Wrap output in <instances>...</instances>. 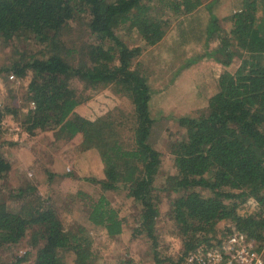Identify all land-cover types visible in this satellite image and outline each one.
<instances>
[{"label": "trees", "instance_id": "trees-1", "mask_svg": "<svg viewBox=\"0 0 264 264\" xmlns=\"http://www.w3.org/2000/svg\"><path fill=\"white\" fill-rule=\"evenodd\" d=\"M205 2L0 0V47L14 45L17 52L0 74L31 75L27 111L0 108V141L6 130L4 119L12 115L31 136L52 132L55 141L78 140L79 154L96 149L104 178L89 180L105 191L123 190L140 205L133 233L150 242L155 264H190L192 252L220 244L235 232L246 234L258 249L264 245V0H245L231 16L230 31L217 36L219 44L213 50L225 57L220 61L228 66L238 56L241 64L235 72L220 74L217 91L205 108L178 119L182 133L170 144L175 172L167 175L162 190L156 187L163 159L150 141L156 122L153 87L139 69L138 58L145 46L163 40L171 16L193 13ZM73 22L96 40L79 48L67 46L62 32L72 30ZM125 28L136 31L144 45L126 42L121 35ZM215 32L210 29L208 43L216 39ZM30 42L39 49H20L21 43ZM106 87L129 99L130 116L111 111L93 119L82 113L79 106L89 101V91ZM11 168L0 153V180ZM48 175L50 180L62 177L49 168ZM27 188L36 197L19 209L10 207L14 196L0 197V248L11 249L26 240L31 248L17 255V263L67 264L71 253L74 264H95L94 241L86 227L67 228L56 204L47 198L41 201L36 185ZM160 191L169 198L167 214L182 239L181 254L175 259L159 256ZM77 194L86 201L93 225L112 238L124 233L125 219L106 195ZM221 222L225 226L220 231Z\"/></svg>", "mask_w": 264, "mask_h": 264}, {"label": "rangeland", "instance_id": "rangeland-1", "mask_svg": "<svg viewBox=\"0 0 264 264\" xmlns=\"http://www.w3.org/2000/svg\"><path fill=\"white\" fill-rule=\"evenodd\" d=\"M245 0H206L196 11L184 16H171V24L161 42L154 46H145L138 58L139 69L148 75L153 87L151 102L155 125L150 138L151 143L162 152L161 174L156 180V187L162 190L165 178L175 172L170 144L182 130L178 119L181 116L194 114L205 108L208 98L217 91V79L220 74L235 72L241 64V58L236 56L231 65H224L220 60L225 57L213 49L219 44L218 35L228 33L232 28L231 16L242 8ZM157 5H155L156 8ZM160 10L159 13H164ZM72 30H64L62 35L67 38V46L79 48L86 42L95 41L88 29L79 22L72 23ZM216 29V39L208 43L210 29ZM123 39L131 46L144 45L136 31L123 29ZM220 37V36H219ZM33 45V46H32ZM30 48L37 51L39 47L31 42L21 43L20 49ZM73 57L77 53L72 48ZM75 52V53H74ZM14 45L0 47V68L9 66L16 58ZM31 75L17 78L14 75L0 74V108L10 107L27 111L29 103L26 91ZM76 86L82 89V83L76 81ZM90 99L79 106L87 117L97 118L114 111L131 115L133 107L127 97L116 94L110 87L89 91ZM5 134L0 141V153L12 164L11 170L0 180V197L10 200V207L20 206L34 199L36 194L29 191L32 183L37 186L41 201L49 199L55 203L61 219L67 228L84 226L93 239L95 264H155L150 242L145 236H135L133 231L139 224L140 205L125 191L103 190L101 185L89 180L96 177L97 168L101 165V157L90 155L81 157L79 141H55L52 132H42L31 136L24 131L12 115L4 119ZM60 158L65 162V175L52 180L48 179L49 171H53L55 161ZM80 178L78 186L69 185L67 176ZM67 181V182H66ZM30 183V184H29ZM66 183V184H64ZM23 188V189H22ZM22 189V193H21ZM28 189V190H27ZM25 190V191H24ZM13 191V192H12ZM78 191L88 193L98 198L106 195L120 215L125 219V231L115 238L96 227L88 220V206ZM10 192H12L10 196ZM160 210L157 231L160 237V257L167 255L175 259L182 251V239L176 224L167 214L169 198L166 192L160 191ZM6 195V196H5ZM224 222L219 225L221 231ZM220 236V233H219ZM26 240L11 249L0 248V264L17 263V255H22L31 248ZM132 259L130 263L128 260ZM67 264H74V255L68 254ZM162 264H170L165 262Z\"/></svg>", "mask_w": 264, "mask_h": 264}, {"label": "built area", "instance_id": "built-area-1", "mask_svg": "<svg viewBox=\"0 0 264 264\" xmlns=\"http://www.w3.org/2000/svg\"><path fill=\"white\" fill-rule=\"evenodd\" d=\"M190 264H264V245L261 249L242 232H235L214 246H203L192 252Z\"/></svg>", "mask_w": 264, "mask_h": 264}, {"label": "crops", "instance_id": "crops-1", "mask_svg": "<svg viewBox=\"0 0 264 264\" xmlns=\"http://www.w3.org/2000/svg\"><path fill=\"white\" fill-rule=\"evenodd\" d=\"M90 155H93V156H99L96 151H93V149H90L86 152H84L81 157H88ZM65 162L63 161V159H60L58 158L56 161H55V165H54V169H53V173H57L59 175H62V176H66L65 175ZM97 174L95 173V175L97 176V178L99 179H102L104 178V166H103V162L101 161V165H99V169L97 168ZM65 180H67L70 184L69 185H73V186H78L79 185V182H80V178H77V179H74L72 177H66ZM66 181V182H67ZM66 184V183H64Z\"/></svg>", "mask_w": 264, "mask_h": 264}]
</instances>
